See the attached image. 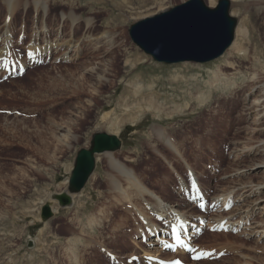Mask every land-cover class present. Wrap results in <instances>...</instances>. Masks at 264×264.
<instances>
[{"label": "rangeland", "instance_id": "rangeland-1", "mask_svg": "<svg viewBox=\"0 0 264 264\" xmlns=\"http://www.w3.org/2000/svg\"><path fill=\"white\" fill-rule=\"evenodd\" d=\"M44 1L50 14L45 17L46 22L41 12L35 17L32 7L27 11L19 9L14 20L11 50L7 48L9 52L5 55L6 42H3L4 46L0 42V62L4 63L0 70V264H69L70 260V264H157L154 260L159 257L162 260L175 257L192 264L191 255L201 249L210 255L198 261L200 264H243L244 261L262 264L264 253L260 249L264 247V241L246 240L245 235H240L245 227L225 236L227 230L205 224L191 241L194 248L184 256L174 251L168 255L167 252L160 254V251L159 254L152 253L153 250L147 248L150 239L140 238L141 234H138L141 231L147 234L140 214L126 199L119 203L112 188L111 177L122 183L124 180L112 172L109 158L133 168L147 189H156L169 202L176 199L174 189L178 185V176L185 178L186 168L176 160L170 161L169 165L157 159L150 148L157 142L152 133L155 127L166 130L176 143L182 144L189 163L200 175L198 180L203 183V190L208 191V199L227 186L224 174L231 167L227 144L234 128L238 127L236 115H240L241 102L235 98V92L223 91L221 87L210 89L209 95L205 92L208 98L203 102L189 98L190 91L194 97L198 93L204 94L207 90L203 83L207 78L206 68L220 60L225 52L203 64L158 63L137 48L129 37V28L135 23L167 12L188 0H127L128 3L119 7L111 0ZM201 1L214 8L219 0ZM228 1L229 16L236 21V28L239 26L246 32L243 36V33L236 35L235 31L233 39L242 43L249 55L243 67L250 68L256 55L264 62V0ZM71 9L83 19L93 18L97 24L93 36L100 38L101 46L92 50L82 45L81 58L63 62L59 55L66 51L64 44L62 51L54 53L51 59L34 62L29 49H40L43 45L39 40L35 46L33 33L42 29L45 23L51 32L50 39L57 36L59 43L68 40L74 25L70 27L69 22L64 23L60 15ZM6 17L0 0V31ZM84 33L82 28L75 38ZM103 52L109 55L102 58ZM107 56L113 59L111 73L106 76L107 82L96 81L85 67ZM18 61L27 63L25 72L8 77L6 68L11 69L12 63ZM183 75L186 78H182ZM184 79L189 82L185 83ZM191 82L196 84L192 86ZM152 92L154 105L159 106L156 112L148 105ZM215 110H219L221 116L233 115V126L224 138L209 136L213 154L209 155L206 149H198L203 153L197 154L193 135L207 132V123ZM97 133L117 136L121 141L120 149L108 157L96 156L94 172L82 191L72 196L71 205L59 207L54 196L67 192L66 182L77 152L90 148L91 138ZM158 148L165 151L162 145ZM128 156L133 162L125 160ZM217 160L219 170L211 169ZM165 175L168 178L165 179ZM133 202L136 203L135 196ZM208 203L209 200L206 205ZM44 205H49L55 212L43 222L40 211ZM141 205L149 211L152 209L145 207L149 203ZM224 210L228 213V209ZM186 212L209 218L215 210L204 205L194 206ZM260 214L252 217L254 221L264 219V211ZM149 217L153 220L154 213H149ZM160 225L167 228L165 221ZM231 243L237 247L244 244L245 250L228 248ZM145 251L152 256L145 257Z\"/></svg>", "mask_w": 264, "mask_h": 264}, {"label": "bare ground", "instance_id": "bare-ground-1", "mask_svg": "<svg viewBox=\"0 0 264 264\" xmlns=\"http://www.w3.org/2000/svg\"><path fill=\"white\" fill-rule=\"evenodd\" d=\"M1 1L5 9V16L7 15L6 19L4 20L2 29L0 31L1 44L3 42H6L5 46L3 43L4 46L3 49H5L3 54L5 55V53L9 52V50L6 49L7 48L10 49V47L12 46L13 29H14L13 27L15 26L14 20L19 13V9L23 11H27L28 7H32L34 13H36L35 17L37 18V16H40L39 14L41 12L42 13L41 16H44L43 18L45 22L47 16L50 14H48L47 3L44 0H32L30 2H28V0H1ZM111 1H113L115 3V6L118 7L121 6V4L128 3L127 0H111ZM60 16L61 18H63L62 21L64 23L65 22L70 23V27L71 25L72 26L74 25L73 31H71L70 35L68 36V40L66 41L62 40V42L59 43L60 40L56 39L57 36L54 39H50L49 38L51 36L50 29L47 27L45 23H43L42 29L38 31L36 30L33 33L34 37H32V40L35 42V46H36V41L39 40L41 41L43 46L42 47L40 46V49L38 47L29 49L32 56L31 58L34 59V62L43 63V61L51 59L54 53H57V51L58 52L62 51L61 48H63L64 44L66 47V51L61 55H59L60 56L59 59H61V61L63 62L64 61L74 62L77 61L79 58H81V56L83 55V51L81 48L82 45L90 47L92 50H95L96 48L101 46L100 38L93 36L94 35L93 31L96 30L97 28V24L93 20V18L83 19V17L77 16L74 10L72 9L66 13L65 12L62 13ZM82 28L85 30L84 35H80L78 39L75 38V35H79L81 33ZM235 31H236V35L240 33H243L242 34L243 36L246 35L245 30L244 29L241 30L239 26L237 28L235 27L234 33ZM233 39H234V35H233ZM106 52L102 53L103 55L102 58H104L106 55H109V53L106 54ZM248 57L249 55L246 53V49L244 48L242 43L233 40L231 46L225 51V53L220 58V60L214 62L210 67L206 68L207 78L205 79V81L203 80L204 81L203 83L207 88V90L204 91V94L201 95L200 93H198L194 97L193 92L191 91L189 92L190 99L193 98L195 101L200 100V102H203L206 98H208L209 93H207V91H210V89H214L218 87H221L223 91H227L230 89V91L232 90L233 92L236 93L235 98L239 99L242 105L241 111L239 112L240 115H236L237 119L239 120V122L236 123L238 127L234 128V130L232 129L233 130L232 138L229 140L227 144V149H228L227 155L228 158L231 160L230 170H228V172L224 174V178L227 179L226 181L227 186L226 188H224L223 186L224 189L219 190L218 194L208 199L207 197L208 191L205 192V190H203L202 187L203 183L199 181L200 179L198 180V177L200 178V175L196 171L194 165L191 162L189 163L186 154L182 150L183 148L182 144L180 145V143H176L177 141L173 140L172 138L173 136L170 133L158 127L157 128L155 127L152 130V133H154L153 136L157 139V142H155L156 145L150 146L152 152L155 153L158 160L160 161L162 160L164 163H168L170 165L171 164L170 161H172L173 163V160H176L177 162H181L182 165H184L186 168L185 178L178 176L179 177L178 185H176L177 187L176 189H174V196L176 197V199L173 200V202L172 201L169 202L165 200L164 199L165 196L163 197L162 194L156 192L155 191L156 189L151 190L144 187V185L141 183L142 178L136 175V172L133 168H129L126 164L120 163L116 160H112L109 158L112 172L113 171L116 172L119 175V179L124 180V183H122L120 180H117L116 178L109 176L111 177V179L113 178L112 188L117 193L116 198L117 199L119 198L118 199L119 203L121 200L126 199L128 201L127 203L135 208L136 213L138 212L140 214L139 215L141 216L140 220L144 223L143 227L147 234L142 233L143 231H141L140 233L138 232V234H141L140 238L145 236L146 240L147 238L150 239V241L147 244V248L149 249V251L150 249L153 250L151 251L152 253H158L159 251L160 254L161 252H167V255L168 253H171L170 250L168 249V244L170 242L169 229L171 224L179 228L180 231L186 229V239L190 247H193L191 241H193L194 238L197 237L196 236L197 233L201 231V228L204 227L205 224L210 225L211 228H215V229L222 228L227 230L228 234L225 236H230L229 234L230 232L238 233L239 231H242L243 227H245L244 231L241 232L240 235H245L247 238L246 240L253 238L264 241V219L262 218L260 219V221H254V218H252L256 213L259 212L261 213L260 215H263L262 213L264 211V62L260 60L261 56L256 55L255 58L252 57L254 58V61L251 67L245 69L243 65H245L244 64L246 62L245 60H248ZM3 59L5 60V57ZM26 64L27 63L23 61L19 62V65L21 67H25ZM3 65L4 63L0 62V70H2ZM112 66H113L112 56L111 57L107 56L105 59H103L100 62L93 61L88 63L85 67V71L88 72V74L95 76L96 81L101 80L102 82H107L106 76L111 73ZM14 67L16 71L19 70L18 64H14ZM7 69L8 68H6L5 72L7 71ZM182 78H186V76L183 75ZM81 79L82 78H78V80ZM184 81L185 83L189 82V80H185V79ZM191 83L192 86L196 84V82H191ZM135 92H133V94H136ZM205 92L208 95H206ZM151 94L152 95L150 96L149 99L150 101H148V105L156 112V110L157 111L159 110L158 108L159 106L154 105L155 97L153 92ZM231 104L234 103L231 102ZM219 114H220L219 110L214 111V115L207 123L209 125L208 126L209 128L206 130L207 131L206 133L205 132L203 134L195 133V135H193V137L195 138L193 141H194V145H196L197 154L201 155L203 153V151H198V149L200 150L206 149L209 155L214 153L213 151L214 149L212 150L209 148L211 147L208 141V139H210L209 136H211L212 138H216L217 136L220 135L224 138V136L229 135L231 127L233 126L234 123L232 118L233 115L221 116ZM161 116L165 118H173L174 115H157V117H161ZM242 122L243 124L241 125ZM202 123H204V121H202ZM114 124L117 125L116 123ZM157 144L158 146L162 145L164 150L167 151L168 153L166 154L165 151H162L160 148H158ZM100 155L104 157H108L109 155H113V152L112 154H110V152H107V153H102ZM96 159L97 158L95 156V161H94L95 165H96V161H98V159L97 160ZM197 159L199 160V158ZM125 160L129 162H133V159L130 158L129 156L126 157ZM217 162L218 160L215 163H213L211 169L218 168L219 170V167L217 166L220 163L218 164ZM90 177L91 175L89 176V178ZM164 177L165 179L168 178V176L166 175ZM160 186L163 187L161 183ZM74 195L76 194H73L72 196ZM186 195H188L187 198ZM72 196H71V202H72ZM134 196L136 203L133 202ZM208 200L209 203L207 204L208 205L207 207L206 203ZM140 201L141 203H145V204L149 203V205H146L145 207L150 206V209L151 208L152 209L150 211L147 210L141 205ZM137 203L140 206H138ZM201 204H204L207 209L210 208L211 210H215V213L210 215L211 217L207 218L206 215L203 214L191 215L192 214L191 212H189V214L186 212V210H190L192 207ZM50 209L53 215V212H55V210L52 207ZM224 209H228V213L225 212ZM152 212L154 213L155 216L153 217L154 221L151 220V218L149 217V213ZM155 221H158V223H156ZM164 221L165 223H167L166 225L167 229L160 227L161 226L160 223H163ZM239 246L240 247H237L233 243H231L230 245H228V248L236 251L241 250L242 248L245 250L246 246H244V244H241ZM174 250L177 254H181V256H184L186 254L181 249L175 248ZM257 250L258 248L256 249V251ZM260 250L261 253H264V247L261 248ZM199 251H203V250L201 249ZM144 256L150 257L152 256V254L149 253L148 251H145ZM174 259L176 258L172 257L169 260H162V259L159 260L163 262H169ZM76 261L78 262V259ZM200 262H194L192 264H200ZM70 263H72L71 260ZM243 264H251V262L244 261ZM262 264H264V262Z\"/></svg>", "mask_w": 264, "mask_h": 264}, {"label": "water", "instance_id": "water-1", "mask_svg": "<svg viewBox=\"0 0 264 264\" xmlns=\"http://www.w3.org/2000/svg\"><path fill=\"white\" fill-rule=\"evenodd\" d=\"M228 12V0H219L214 8L205 6L201 0H188L135 23L129 28V37L137 48L158 63H206L220 57L231 46L236 21ZM120 146V139L115 135L94 134L90 148L77 153L67 192L54 196L58 206H69L71 196L82 191L95 169L96 155L117 151ZM51 217L49 205H44L41 220Z\"/></svg>", "mask_w": 264, "mask_h": 264}]
</instances>
